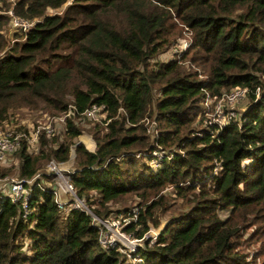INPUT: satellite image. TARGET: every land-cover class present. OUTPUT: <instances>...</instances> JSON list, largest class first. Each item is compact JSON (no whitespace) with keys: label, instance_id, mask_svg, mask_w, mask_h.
<instances>
[{"label":"trees","instance_id":"1","mask_svg":"<svg viewBox=\"0 0 264 264\" xmlns=\"http://www.w3.org/2000/svg\"><path fill=\"white\" fill-rule=\"evenodd\" d=\"M8 9L35 19L12 43ZM184 32L187 48L160 59ZM236 86L247 88L242 113L206 123L205 94ZM93 103L106 123L80 114ZM69 105L66 136L21 145L0 176L28 178L73 151L70 181L92 214L137 208L124 228L142 239L138 264H264V0H0V123ZM83 133L94 149L74 140ZM28 198L24 218L0 195V264H123L92 214L60 211L45 185Z\"/></svg>","mask_w":264,"mask_h":264},{"label":"built area","instance_id":"2","mask_svg":"<svg viewBox=\"0 0 264 264\" xmlns=\"http://www.w3.org/2000/svg\"><path fill=\"white\" fill-rule=\"evenodd\" d=\"M9 16V24L14 28V31H21L23 34L34 23L35 19H27L19 15H15L11 9L5 11ZM188 44V41L183 42V48ZM247 88L236 86L227 92L220 95H211L209 92L205 94L201 103L205 109V122L223 125L234 119L237 115L236 103L246 97ZM103 104L93 103L80 114L94 120H106V111ZM75 107L69 105L63 113L50 114L43 113L36 117L32 122H16L14 120L4 121L0 123V166L9 164V157L14 154L17 149L24 145L29 152H36L40 144L41 134L50 136L56 133L57 128L61 127L66 122L67 116L75 114ZM144 123L148 126L147 131L156 132V122L153 118L145 117ZM84 143V142H83ZM154 154L160 155L159 150L154 151ZM56 160L51 158L46 163V168L43 171L36 172L30 177L18 176H0V195H7L11 202H19L21 204V216L27 217L29 213L28 196L30 194V185L37 183L40 186L45 185L50 188L56 207L60 211H70L72 209H80L86 213L92 214L89 205L75 192L73 184L70 181V174L73 172L72 167H62L56 164ZM60 163V162H57ZM151 163L156 166V159H152ZM44 175L43 178H40ZM42 180V184L37 180ZM131 215L118 213L119 223L121 228L115 230V237H106V230L109 229L108 218L99 217L92 214L93 219L98 221L100 225L99 240L101 244L107 246L112 245L117 248L118 252L122 253L126 258L123 264H138L141 257L133 255L132 252L136 249V239H140L132 235V232H126L125 225L135 219L137 208L131 210ZM65 216V215H63ZM106 229V230H105ZM125 229V230H124ZM105 230V231H104ZM138 243V242H137Z\"/></svg>","mask_w":264,"mask_h":264},{"label":"rangeland","instance_id":"3","mask_svg":"<svg viewBox=\"0 0 264 264\" xmlns=\"http://www.w3.org/2000/svg\"><path fill=\"white\" fill-rule=\"evenodd\" d=\"M63 7H60L58 8L59 11L62 9ZM58 9H49L48 8V12L49 13H53L55 11H57ZM3 32H5V34H8L7 36H9L11 39H10V43H12V40H13V34L14 33H19L21 31H14V28L12 26L7 25L6 28L3 29ZM23 37L22 35L19 33L18 37H17V40H22ZM187 40L188 41V44L187 46L189 45V35L187 32H184V35L181 36L178 41L176 43H174L166 52H163L160 54V59H163V60H166L168 59L170 56H179L180 55V52L185 50L187 48V46L185 48H183V42ZM201 70V69H199ZM247 103H248V99L247 97H244L243 99L239 100L237 103H236V110L237 112L240 114L242 113V111L245 109V107L247 106ZM43 111V110H42ZM43 113H46V112H40V110H32V109H23L21 108L18 113L16 114L15 118H13L14 121L16 122H32L36 117L42 115ZM48 114V113H47ZM239 114H237L236 116H239ZM197 120V119H196ZM92 121H97V120H92ZM88 123L90 124L91 121L90 120H86V121H83L81 122L80 124L81 125H88ZM56 133H59L62 137H65L66 134H65V123L62 124L61 127L57 128L56 130ZM88 137V138H87ZM87 139V140H86ZM74 140L75 141H82L84 142V144L86 145V147L88 148H95V143L94 141L92 140V138L86 134V133H83V134H80L79 136L77 137H74ZM16 153V152H15ZM12 154L10 157H9V164H5V166H9V165H14V164H17L18 163V158L16 156V154ZM74 158V152L72 151L70 153V160L69 161H65V162H60V163H57L56 161V164H58L59 166H62V167H73L72 165V159ZM154 165V163H153ZM3 166V165H2ZM46 168V164L44 166ZM45 168H41L40 171H43ZM10 176V175H8ZM2 177V176H1ZM2 181L0 180V183ZM171 188L168 187L165 192L167 191H170ZM135 200H137V198H135ZM134 200V201H135ZM110 207L111 208H117L118 207V204L117 203H111L110 204ZM167 214V212H166ZM227 214V210L223 209V210H220V215L221 216H225ZM108 225H109V229H105L106 230V237H115V230H118L121 228V225L119 223V216H118V212H111L108 216ZM162 223L164 224V221H162ZM104 230V231H105ZM125 230V229H124ZM126 232H128L127 230H125ZM157 231H158V228L156 227H150L146 232H145V235L144 237H147V236H151V239L154 240L155 238V235L157 234ZM131 232V231H129ZM142 239H136V244L137 242H141Z\"/></svg>","mask_w":264,"mask_h":264},{"label":"crops","instance_id":"4","mask_svg":"<svg viewBox=\"0 0 264 264\" xmlns=\"http://www.w3.org/2000/svg\"><path fill=\"white\" fill-rule=\"evenodd\" d=\"M90 149H93V148H90Z\"/></svg>","mask_w":264,"mask_h":264},{"label":"bare ground","instance_id":"5","mask_svg":"<svg viewBox=\"0 0 264 264\" xmlns=\"http://www.w3.org/2000/svg\"><path fill=\"white\" fill-rule=\"evenodd\" d=\"M88 138V137H87ZM87 140V139H86Z\"/></svg>","mask_w":264,"mask_h":264}]
</instances>
